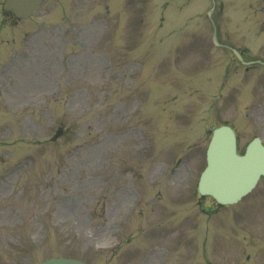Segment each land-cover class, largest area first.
Wrapping results in <instances>:
<instances>
[{
	"label": "rangeland",
	"instance_id": "374dc122",
	"mask_svg": "<svg viewBox=\"0 0 264 264\" xmlns=\"http://www.w3.org/2000/svg\"><path fill=\"white\" fill-rule=\"evenodd\" d=\"M2 1L0 264H264V179L196 191L211 125L264 142V63L213 44L264 59L263 0Z\"/></svg>",
	"mask_w": 264,
	"mask_h": 264
},
{
	"label": "water",
	"instance_id": "95a60500",
	"mask_svg": "<svg viewBox=\"0 0 264 264\" xmlns=\"http://www.w3.org/2000/svg\"><path fill=\"white\" fill-rule=\"evenodd\" d=\"M42 0H19L22 9L28 6V13L7 0L5 6L14 8L18 15L25 16ZM22 11V12H19ZM264 176V147L259 139H254L243 156L237 155L235 138L229 127L213 129V135L207 150V166L202 172L198 189L203 195H211L219 204L234 203L247 194L256 184L258 178ZM42 264H83L72 259H50Z\"/></svg>",
	"mask_w": 264,
	"mask_h": 264
}]
</instances>
